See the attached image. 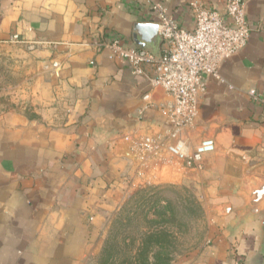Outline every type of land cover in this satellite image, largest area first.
<instances>
[{
	"label": "crops",
	"instance_id": "crops-1",
	"mask_svg": "<svg viewBox=\"0 0 264 264\" xmlns=\"http://www.w3.org/2000/svg\"><path fill=\"white\" fill-rule=\"evenodd\" d=\"M156 1L193 27L190 0ZM244 2L248 42L219 78L205 76L194 126L180 136L189 152L214 140L198 171L143 162L123 141L168 126L170 96L97 45L118 35L139 47L134 26L151 19L142 0H0V41L34 44L49 73L36 120L0 118V264H82L100 251L105 214L163 183L190 189L211 219L206 243L173 264H264V203L252 197L264 183V0ZM144 47L157 54L162 42Z\"/></svg>",
	"mask_w": 264,
	"mask_h": 264
},
{
	"label": "built area",
	"instance_id": "built-area-1",
	"mask_svg": "<svg viewBox=\"0 0 264 264\" xmlns=\"http://www.w3.org/2000/svg\"><path fill=\"white\" fill-rule=\"evenodd\" d=\"M142 1L149 8V23L157 25L161 52L156 54L145 47H128L118 35H110L97 45L127 60L133 75L144 76L152 87L160 88L170 96L168 126L157 135L146 134L137 138L125 135L123 141L130 144V150L143 162L179 163L187 169L202 170L204 156L215 150L214 140L202 139L189 152L180 136L194 126L205 76L219 78L221 64L240 52L248 42L250 28L245 2L224 0L222 9L217 10L201 0H190L193 27L185 29L161 2ZM11 41L19 39L13 36ZM33 45L29 44V48L32 49ZM249 94L256 97L254 91ZM233 264L241 263L235 259Z\"/></svg>",
	"mask_w": 264,
	"mask_h": 264
},
{
	"label": "rangeland",
	"instance_id": "rangeland-1",
	"mask_svg": "<svg viewBox=\"0 0 264 264\" xmlns=\"http://www.w3.org/2000/svg\"><path fill=\"white\" fill-rule=\"evenodd\" d=\"M32 52V49L18 41H0V118L4 120L19 117L33 121L38 117L36 110L43 101L40 96L49 89V73L47 68L39 65ZM156 186L164 187L152 189ZM137 191L144 192L133 197ZM192 193L181 184H145L139 187L122 199L115 209L105 214L102 243L114 221L123 219L134 208L142 207L138 203L140 197L155 196L161 199L165 217L149 218L170 231V235L164 240L163 248L157 250L162 257L170 258L168 264L189 256L206 243L211 224L208 212L199 198ZM95 257L96 255L90 256L82 264H93Z\"/></svg>",
	"mask_w": 264,
	"mask_h": 264
},
{
	"label": "trees",
	"instance_id": "trees-1",
	"mask_svg": "<svg viewBox=\"0 0 264 264\" xmlns=\"http://www.w3.org/2000/svg\"><path fill=\"white\" fill-rule=\"evenodd\" d=\"M163 187L156 186L152 189ZM143 192L137 191L132 196H140ZM138 203L142 207L134 208L123 219L111 224L108 235L94 258L93 264L169 263L170 258L162 257L157 249L163 248L164 240L170 235V231L149 218V216L160 219L165 217L161 199L155 196L140 197Z\"/></svg>",
	"mask_w": 264,
	"mask_h": 264
},
{
	"label": "water",
	"instance_id": "water-1",
	"mask_svg": "<svg viewBox=\"0 0 264 264\" xmlns=\"http://www.w3.org/2000/svg\"><path fill=\"white\" fill-rule=\"evenodd\" d=\"M133 38L139 47L146 43H153L157 38V25L153 23H142L134 26ZM254 203H264V183L252 193Z\"/></svg>",
	"mask_w": 264,
	"mask_h": 264
}]
</instances>
